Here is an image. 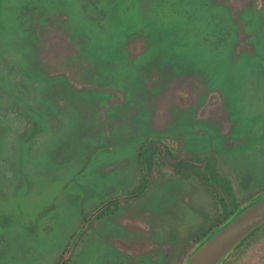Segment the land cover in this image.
<instances>
[{
	"label": "rangeland",
	"instance_id": "rangeland-1",
	"mask_svg": "<svg viewBox=\"0 0 264 264\" xmlns=\"http://www.w3.org/2000/svg\"><path fill=\"white\" fill-rule=\"evenodd\" d=\"M263 192L264 0H0V264H184Z\"/></svg>",
	"mask_w": 264,
	"mask_h": 264
},
{
	"label": "water",
	"instance_id": "water-1",
	"mask_svg": "<svg viewBox=\"0 0 264 264\" xmlns=\"http://www.w3.org/2000/svg\"><path fill=\"white\" fill-rule=\"evenodd\" d=\"M264 225V192L238 206L220 226L202 238L184 264H222L254 231Z\"/></svg>",
	"mask_w": 264,
	"mask_h": 264
},
{
	"label": "trees",
	"instance_id": "trees-1",
	"mask_svg": "<svg viewBox=\"0 0 264 264\" xmlns=\"http://www.w3.org/2000/svg\"><path fill=\"white\" fill-rule=\"evenodd\" d=\"M147 144H150V143H147ZM147 144H144L143 146L140 147V150H139V158H140V162H139V166L140 168L143 170V173H144V176H146L147 174H149L150 170H154V172L158 173V174H163V170H162V165H174L176 164L177 162H179V160H174V164L170 163L169 159L171 157V149L169 147V144H165V143H161V148L158 149L157 151H148L147 150ZM176 170H174L175 172ZM219 205L217 206L218 207V210L219 211H222V221L216 225L215 228L205 232L203 234V236L201 238H199L195 244L190 248V250L187 252L186 256L190 253L191 249L202 239L204 238L206 235H208L209 233H211L214 229H216L218 226H220L223 222H225L229 217L232 216V214L235 212V210L238 208L239 204H235L232 206L231 204V209H228V207L226 206V203L225 201L222 199V198H219L218 199V202H217ZM121 204L120 203H117V204H114V206L112 208H110L109 206H107L105 208V210L99 215L100 219H103L107 216H110V215H114L117 211H118V208ZM264 227V225H262L260 228ZM260 228H258L257 230H259ZM256 230V231H257ZM254 231L250 236H248L241 244H243L248 238H250L251 236H253L255 234ZM240 244V245H241ZM239 245V246H240ZM238 246V247H239ZM237 247V248H238ZM69 251H70V248H68L67 250V254H66V257L67 255H69ZM68 258H65L63 259L62 263L61 264H67L68 263Z\"/></svg>",
	"mask_w": 264,
	"mask_h": 264
}]
</instances>
